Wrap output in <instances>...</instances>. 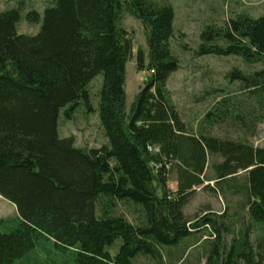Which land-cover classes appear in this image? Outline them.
Here are the masks:
<instances>
[{
  "label": "trees",
  "instance_id": "1",
  "mask_svg": "<svg viewBox=\"0 0 264 264\" xmlns=\"http://www.w3.org/2000/svg\"><path fill=\"white\" fill-rule=\"evenodd\" d=\"M125 14L141 22L149 48L150 76L129 111L126 65L133 46L121 27ZM20 19V10L0 11V196L19 216L11 232L0 233V264L22 260L41 239L63 254V264L162 262L164 249L181 248L211 227L217 240L208 264H264V148L244 136L194 134L183 122L167 91L180 68L171 45L173 7L154 0H57L36 36L18 34ZM28 20L40 22L39 13ZM200 38L199 56L263 64L249 76L233 71L248 92L245 101L224 97L204 119L208 129L218 124L255 133L264 121V16L207 26ZM100 75L99 120L108 141L80 148L60 137V114L70 118L81 105L96 112L89 86ZM210 157L221 160L212 163L215 178L205 180ZM173 168L175 197L166 190ZM208 181L242 196L250 220L228 249L210 213L195 222L184 213L193 189ZM122 206L137 211L140 222L129 221Z\"/></svg>",
  "mask_w": 264,
  "mask_h": 264
},
{
  "label": "rangeland",
  "instance_id": "2",
  "mask_svg": "<svg viewBox=\"0 0 264 264\" xmlns=\"http://www.w3.org/2000/svg\"><path fill=\"white\" fill-rule=\"evenodd\" d=\"M158 3H169L175 11L174 37L171 41L173 53L179 58L180 68L173 73L167 83V91L172 103L176 106L183 122L194 134L209 132L219 138L244 136L255 147L264 148V121L257 126L255 133L244 135L242 131L229 126L215 124L211 129L204 125L206 115L224 97L244 102L247 91L242 90L239 80L232 78L231 73L238 71L245 76L263 69L262 63L247 64L237 56H199L197 51L201 44V33L207 27L223 28L231 19L246 15L250 18L264 16V0H154ZM57 0H0V11L20 10L21 19L17 24L20 35L36 36L42 27L44 12L55 6ZM36 12L40 22H29L28 15ZM121 27L132 40L133 56L126 65V92L128 111L135 103L139 93L149 78V48L147 36L141 22L125 14ZM143 56L144 68H139V57ZM103 85V76L96 77L89 86L91 106L95 111L89 113L85 105H81L65 116L60 114L59 134L62 139L73 138L80 148H101L107 139L99 120V93ZM248 102V101H247ZM246 103V102H245ZM219 157H210L205 180H212L215 174L212 169L214 161ZM243 175V174H242ZM243 181V176L239 179ZM179 176L176 169L167 174L166 190L175 197L178 190ZM120 210L132 223L140 222V215L135 210L120 207ZM185 216L195 222L205 214L220 228L223 246L227 249L238 231L249 225L247 211L243 207V198L225 192L214 181L204 182L193 189L185 207ZM19 224L16 207L0 196V233H9ZM213 228H205L194 234V237L181 248L164 249L162 262L141 257L136 264H208L213 243ZM258 236L255 231L253 239ZM195 246V247H194ZM181 249V250H180ZM187 255V256H185ZM64 256L56 251L52 242L41 239L34 251L18 260L15 264H63Z\"/></svg>",
  "mask_w": 264,
  "mask_h": 264
}]
</instances>
